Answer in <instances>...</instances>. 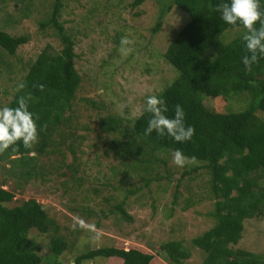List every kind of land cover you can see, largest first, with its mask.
Returning a JSON list of instances; mask_svg holds the SVG:
<instances>
[{"label":"trees","instance_id":"trees-1","mask_svg":"<svg viewBox=\"0 0 264 264\" xmlns=\"http://www.w3.org/2000/svg\"><path fill=\"white\" fill-rule=\"evenodd\" d=\"M144 1L130 0L128 5L133 8ZM221 2L228 0L167 2L165 11L175 5L187 15V19L184 18L185 23L174 33L163 52L165 61L177 71V75L156 95L165 100L168 107L166 115L169 117L174 116L175 106L181 105L185 123L195 128V134L192 140L183 143H177L168 136L161 137L156 132L146 135L147 113L139 119L135 117L126 130L120 126L118 117L107 114L101 117L96 125L98 131L111 135L105 150L111 151L122 166L119 175L129 186L124 188L125 193L119 201L105 212L100 211H103L102 215L116 213L119 218L130 220L124 203L127 195L133 194L139 186L130 183L128 174L138 176L141 172L145 184L153 178L149 173L155 174L153 179L159 180L162 176L157 171V164L166 169V156L180 150L185 156H195L197 161H202L209 173L207 189L213 198L210 215L214 223L190 240L203 253L199 264H264L259 254L234 247L240 239L243 221L264 215V121L256 115V111L264 113V57L259 59L258 64L252 65L250 73L245 70L242 57L248 53L241 38L245 30L239 23L229 25L221 19L220 13L214 10ZM260 4L264 11V0H260ZM62 5V0H52L49 11L43 12V18L37 21L40 29H53L60 49L54 50L45 44L33 59H29L21 68L23 74L19 80L26 84V88L16 92L15 86L5 104L14 107L20 95L30 93L29 110L38 114V126L47 124L46 131L40 132L39 142L33 149L20 145L14 151L16 146H13L0 155V160L9 163L8 171L15 169L24 181L35 177L36 173L48 174L49 169L37 172V158L48 152L54 157L62 156L61 146L65 144L73 163L76 158L72 143L82 137L75 133L76 127L84 128V125L74 123L65 115L67 109L71 110L75 92L84 80L74 68L76 54L72 35L65 31L63 23L59 21ZM81 22L86 20L82 19ZM158 25L157 21L153 31ZM229 28L240 31L227 38ZM116 38V42H119L118 35ZM26 41L27 35H11L0 28V49L8 56H14L15 49ZM1 50L0 64L12 67ZM35 84H44V91L33 87ZM200 94L211 97L240 95L245 107L240 111L228 112L208 110L203 106ZM84 99L88 105L95 106L92 98ZM30 152L35 155H30ZM198 167H193L192 171ZM2 181L0 264L40 262V256L30 247L33 241L27 239V232L31 228L48 236L45 264H63L59 256L72 259L73 262L68 264H90V261L102 257L116 259L121 264H155L152 253L134 246L86 247L82 231H73L54 221L34 198L6 206L12 193L3 187ZM178 185L176 183L174 186V198ZM93 190L98 191V188ZM111 197V194L105 195L102 200L107 201ZM188 204L186 202L183 207ZM156 249L164 254V259L170 264H184L182 260L189 257V252L179 240L159 242Z\"/></svg>","mask_w":264,"mask_h":264},{"label":"rangeland","instance_id":"rangeland-1","mask_svg":"<svg viewBox=\"0 0 264 264\" xmlns=\"http://www.w3.org/2000/svg\"><path fill=\"white\" fill-rule=\"evenodd\" d=\"M51 1L0 0V28L11 35H27V41L15 49L14 56H8L0 49L12 64V67L0 64V106L10 99L23 74L21 68L29 59H33L45 44L54 50L61 47L53 29H40L37 23L43 18V12L49 11ZM129 2L62 0L59 21L72 35L76 54L74 68L84 80L75 92L71 110L65 112L74 123L84 125L83 129L77 126L75 131L82 136L81 140L72 143L76 159L72 163V155L65 144L61 146L62 156L54 157L48 152L37 158V172L49 169L48 174L36 173L35 177L25 181L15 169L8 171L7 160H0L1 184L12 193L11 200L5 205L12 206L34 198L54 221L67 228H70L72 216H80L104 232L100 243H86V247L134 246L152 253L155 264H170L156 249L158 243L179 240L189 252V257L182 262L199 264L203 253L190 240L214 223L210 215L213 198L207 189L209 173L202 161L178 168L172 163V154H169L166 156V169L159 163L156 166L162 178L153 179L155 174L149 173L153 178L147 184L141 172L138 176L129 173L130 183L139 186L133 194L127 195L124 203L131 219L119 218L116 213L102 215L123 197L124 188L129 183L119 175L122 166L111 151L105 150L111 135L99 132L96 125L107 114L118 117L120 126L128 129L147 96L158 94L176 77L177 71L165 61L163 52L174 33L185 23L184 18L187 19V15L175 5L165 11L170 0H145L133 8ZM82 19L86 22L82 23ZM157 21L159 25L153 31ZM227 31L228 38L240 30L229 28ZM116 35L119 42L115 40ZM123 36H128L133 42L130 45L133 51L127 56L120 51ZM200 95L203 106L208 110L228 112L245 107L240 95ZM85 97L92 98L95 106L88 105ZM256 115L264 121V113L256 111ZM196 166H199L197 170L192 171ZM176 183L179 185L174 198ZM93 188H98V191ZM109 194L111 198L102 200ZM186 202H189L188 206L183 207ZM82 233L84 241L88 233ZM27 239L33 241L30 247L40 256L38 264H45L48 236L31 228ZM234 247L257 253L264 259L263 214L243 221L240 239ZM59 258L63 264L73 262L70 258ZM90 264L121 263L102 257L90 261Z\"/></svg>","mask_w":264,"mask_h":264},{"label":"clouds","instance_id":"clouds-1","mask_svg":"<svg viewBox=\"0 0 264 264\" xmlns=\"http://www.w3.org/2000/svg\"><path fill=\"white\" fill-rule=\"evenodd\" d=\"M220 13L221 19L229 25H242L245 30L242 40L248 54L242 57V63L247 72L252 71V65L258 64L259 59L264 57V11L261 10L260 0H228L221 2L214 8ZM259 25V27H257ZM132 40L128 36H123L120 41L121 54L127 56L133 49L130 47ZM33 87L44 91V84H35ZM26 88L24 82L16 85L15 91L22 92ZM32 96L20 95L16 100V106H0V155L4 154L9 148L17 151L22 145L25 149H33L39 142V134L46 131L47 124L38 126V114L29 110V101ZM168 107L165 100L158 95H148L143 106L136 111V118L149 114L145 134L150 135L156 132L163 137L168 136L177 143L192 140L195 128L185 123V113L181 105L175 106L174 116L166 115ZM30 155H35L30 152ZM172 163L183 168L187 165L198 163L195 156L187 157L182 151L176 150L172 153ZM69 227L73 231H83L88 233L84 243H100L103 240L104 232L98 229L95 224L85 221L80 216H72Z\"/></svg>","mask_w":264,"mask_h":264},{"label":"water","instance_id":"water-1","mask_svg":"<svg viewBox=\"0 0 264 264\" xmlns=\"http://www.w3.org/2000/svg\"><path fill=\"white\" fill-rule=\"evenodd\" d=\"M43 207V206H42Z\"/></svg>","mask_w":264,"mask_h":264}]
</instances>
